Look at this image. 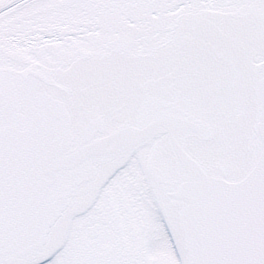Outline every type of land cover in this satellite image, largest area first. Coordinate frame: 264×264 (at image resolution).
<instances>
[{
    "label": "snow or ice",
    "instance_id": "snow-or-ice-1",
    "mask_svg": "<svg viewBox=\"0 0 264 264\" xmlns=\"http://www.w3.org/2000/svg\"><path fill=\"white\" fill-rule=\"evenodd\" d=\"M0 264H264V0H0Z\"/></svg>",
    "mask_w": 264,
    "mask_h": 264
}]
</instances>
